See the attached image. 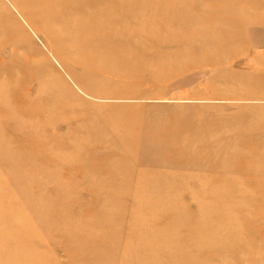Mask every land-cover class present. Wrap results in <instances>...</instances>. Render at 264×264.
Here are the masks:
<instances>
[{
    "label": "rangeland",
    "instance_id": "rangeland-1",
    "mask_svg": "<svg viewBox=\"0 0 264 264\" xmlns=\"http://www.w3.org/2000/svg\"><path fill=\"white\" fill-rule=\"evenodd\" d=\"M0 264H264V0H0Z\"/></svg>",
    "mask_w": 264,
    "mask_h": 264
}]
</instances>
